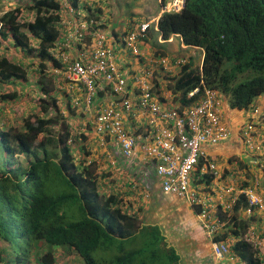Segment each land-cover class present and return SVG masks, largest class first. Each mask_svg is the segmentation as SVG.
<instances>
[{"label":"trees","instance_id":"1","mask_svg":"<svg viewBox=\"0 0 264 264\" xmlns=\"http://www.w3.org/2000/svg\"><path fill=\"white\" fill-rule=\"evenodd\" d=\"M103 1L31 0L32 18L22 6L0 17L1 37L36 59L31 64L37 68L41 92L36 108L20 126H0V264H182L181 254L161 225L143 218L146 199L131 194V180L136 178L139 185H145L140 182L142 177L157 174L151 166L156 160L151 163L141 156L137 162L122 158L119 163L114 147L93 154L89 136L81 127L75 128L76 133L72 130V113L85 103L87 89L83 82L70 80L66 74L63 77V73L80 58L78 48L87 53L93 50L89 45L97 44L98 32L108 33L114 52L138 57L127 43L136 33L134 43L139 48L154 47V57H168L165 46H155L154 27L140 32V26H112L111 19L100 14ZM67 5L75 15L84 16L89 26L82 40L75 41L71 35L70 51L65 46L67 25L74 30L79 24H74ZM94 20L101 25L92 27ZM158 27L164 39L178 35L185 45L203 50L200 62L195 58V64H183L179 75L166 86L175 104L195 103L209 88L226 97L232 109L242 110L264 94V0H186L180 12H163ZM65 52L71 56L68 62L63 60ZM140 59L144 61V57ZM119 67L122 77L131 82V74L141 66L133 69L122 63ZM12 80L25 85L28 69L0 50V83ZM156 82L160 90L161 82ZM197 87L200 92L188 98V92ZM18 96L17 91L2 94L3 100ZM60 99L65 102L64 111ZM259 147L263 163L264 140ZM211 152L204 147L195 170L194 206L215 201L222 193L220 184L229 183L231 175L237 177L234 191L251 189L264 200V166L254 171L255 164L246 162L251 157L243 161L244 152L239 158L232 153L226 166V156ZM117 164L126 165L132 174L122 176L128 178L120 189L109 179ZM260 170L263 177L256 178ZM228 201L230 208L216 204L207 215L210 227L217 226L212 236L209 227L199 223L198 228L209 241L230 244L225 255L233 256V264H264V223L256 219L257 207H252L251 216L246 215L249 201L245 192L235 203Z\"/></svg>","mask_w":264,"mask_h":264},{"label":"built area","instance_id":"2","mask_svg":"<svg viewBox=\"0 0 264 264\" xmlns=\"http://www.w3.org/2000/svg\"><path fill=\"white\" fill-rule=\"evenodd\" d=\"M184 0H174L173 6L177 10L182 8ZM73 11V8H70ZM79 26L70 30L65 39L66 48H72L71 37L80 41L84 37L85 30L89 27L83 17L78 21ZM93 26H100V21H92ZM140 32L149 28V22L141 23ZM88 30V29H87ZM72 35V36H71ZM97 44L92 45L93 50H79L80 58L68 66L64 73L70 80L83 82L86 91V101L93 102V97L98 87L110 86L120 94L117 99L102 106L97 111L95 129L100 137L101 145H106V135L114 136L120 145L122 153L132 158L138 143L145 157L151 161L156 160V172L163 178V188L167 193L186 195L190 188L192 171L197 169L200 155L204 147L209 144H218L230 138L231 131L223 121L221 114L222 97L217 90L205 89L204 97L197 104L183 110L170 108L162 104L153 92L148 81V72L141 69L136 75V81L131 85L126 77H122L121 63L117 61L118 53L114 52L108 33L98 32ZM137 34L133 33L128 38V47L135 54L141 53V49L134 43ZM70 51V50H69ZM65 52L64 61L68 62L71 56ZM139 88V93L129 94L134 88ZM80 90H83L80 88ZM198 89L190 92L193 96ZM131 112L140 117H148V124L143 133H127L125 126V113ZM250 126L249 128H251ZM145 129V128H144ZM211 168L215 165L211 163ZM251 204L263 206V199L252 190L247 191ZM192 197L196 198L195 193ZM217 226H213L209 233H213ZM218 257L227 251V245L219 243L214 245Z\"/></svg>","mask_w":264,"mask_h":264},{"label":"rangeland","instance_id":"3","mask_svg":"<svg viewBox=\"0 0 264 264\" xmlns=\"http://www.w3.org/2000/svg\"><path fill=\"white\" fill-rule=\"evenodd\" d=\"M164 1L165 0H162V4L164 3ZM168 1L170 0H167V2ZM31 3H32L31 0H0V17L7 10H10L17 6H22L26 8V13L28 14V17L30 19L32 18V14L30 13L31 11L30 9H28V7L31 5ZM162 4L160 0H104L103 2H101L100 14L102 16H106L108 19H111L110 24L112 26H118L122 24V20H125L126 22H130L133 19H138V20L144 19V18L151 19L155 17L158 14V12H160L162 8ZM67 7L69 8V11L75 17L74 18L75 20L73 19L74 24L77 23L78 21H81V19L84 16L75 15L74 14L75 11L70 10V8H73V7H69V5H67ZM154 43L156 46L157 45L156 43H159V42L158 40H155ZM92 45H89V48L92 47ZM0 46H1L0 50L4 52L5 55L8 54L10 58L16 59V62L24 63L25 67L28 69L29 81H27L25 85L24 84L22 85V81L20 80L19 81L16 80V82H14L15 80L14 81L12 80L11 82L4 83V84L0 83V126H4V125L8 126L9 123L10 124L15 123L17 126H20L23 123V119L34 111V109L36 108V105L39 102V98L41 95L40 88L38 87V84H37L38 77L36 73L37 71L35 70L37 68L33 66V64H31L32 62L34 63L36 59L32 58L29 55H26L22 50L15 48L12 41L8 39L7 40L3 39L1 35H0ZM165 46L167 47H164V50L167 53H170V54L174 53L176 57H184V59L188 61L187 63L195 64V58L197 59L198 62L201 61L202 52L200 50L195 51V49H190V48L180 50L181 42L179 38H175L172 42L166 43ZM152 49H154V47ZM69 50H71V48H69ZM78 50L80 49L78 48ZM167 58L169 59L167 60V64H166L167 67L160 65L159 67H157L158 70L154 72L155 79L157 81L161 79L160 81H162L166 85H168V83L172 80L173 76L177 75V72L179 69L178 65L175 64L171 60V57L168 56ZM190 59H191V62L189 61ZM144 61H147V60L144 58ZM173 66H176V69ZM171 67H173L172 70H169ZM48 72H49V69L47 70L46 73ZM64 75L65 73H63V77H65ZM14 91H17L19 94L17 98L10 99V100H3L2 94L14 92ZM60 101H61V107L64 111L66 107L64 105L65 102L62 99H60ZM254 102H256L258 105H261L260 109L262 111L264 110V107H263L264 106V94L257 97L254 100ZM254 102L248 108H245L242 110H237V109H232V108L230 109V116L235 118V120L232 118V121H231L233 123L232 126L238 127V126L243 125L244 127H246L250 121L251 116H255L256 118L258 117V115H253L254 106H255ZM86 105L87 104L83 102L81 107L75 108V113L74 112L72 113L74 117V119L71 120L72 127H73L72 130L76 133L75 128L81 127L80 131L86 133V135L89 136L88 143L91 144L90 149L92 147L91 151L93 154H95V150H94L95 139L97 141V138L94 133H91L90 131L86 129L87 127L93 128V123H92L93 118H91L88 115V113L90 112V109L88 111L86 108ZM66 114L68 113L66 112ZM224 119L229 124V115L227 113H224ZM258 127L264 133V127H262L260 122L258 123ZM92 128L90 130H92ZM234 139L237 140L236 138ZM235 145L236 143H233V145L229 144V147L230 146L232 147ZM235 148L236 146L233 147V149ZM240 151H241V148L239 151L237 150L236 153ZM249 153L250 152H248V154ZM97 155L98 157H101L102 153L100 152ZM239 156L240 154H236L237 158H239ZM256 156H258L257 153H256ZM227 161L229 160L227 159ZM250 161L251 160H249V162ZM258 166L260 165L255 166L254 171L258 169ZM118 168L119 167H117L114 170V172L113 170H110V169L108 170H110V173H111V178L109 179L114 181L113 182L114 187H117L120 189L119 185L120 183H122V181L126 180V177L122 179L119 178L120 175L118 171L124 175L125 170H121ZM125 174H128V173L125 172ZM255 177L256 178L263 177V173L261 174V170L256 172ZM106 186L108 188L112 187L109 185H106ZM138 188L141 190L140 186H138ZM133 190L134 188L131 189V192H134ZM166 197L169 198V196H166ZM148 200L150 199L148 198L146 201ZM182 206L183 205L179 204L177 206V209L180 210ZM156 210H160V209L157 208ZM256 219L257 220L260 219L259 222H262L263 224L264 223V213H261V212L259 214L257 213ZM75 264H81V262H78V263L75 262ZM215 264H217L216 261H215Z\"/></svg>","mask_w":264,"mask_h":264},{"label":"clouds","instance_id":"4","mask_svg":"<svg viewBox=\"0 0 264 264\" xmlns=\"http://www.w3.org/2000/svg\"><path fill=\"white\" fill-rule=\"evenodd\" d=\"M161 1V4H162V0H160ZM173 2H174V0H170V1H168L167 2V0H165L164 1V3L162 4V8H161V10H160V12H158V14L155 16V17H153V18H151V19H144V20H138V19H133V20H131L130 22H126L125 20H122V24L121 25H126L127 27H129V26H133V27H135V26H139L141 23H146V22H149V28H151L152 27V25H153V27H154V29L155 30H159V27H158V21H159V18H160V16L162 15V13L163 12H165V11H171V12H180L184 7H185V3H186V0H184V5H183V7L182 8H180V9H176V8H174V6H173ZM159 13H160V15H159ZM158 16V17H157ZM106 17V16H105ZM148 28V29H149ZM147 29V30H148ZM125 30H127V29H125ZM161 35V34H160ZM176 36H178V35H172L169 39H164L162 36H161V38L160 39H157L158 40V42H159V45H161V46H165V44L166 43H170V42H172L175 38H178V37H180V36H178V37H176ZM181 49L180 50H184V49H187V48H190V49H195V51L196 50H200L201 52H203V50L201 49V48H199V47H192V46H188V45H185L184 43H183V41H182V38H181ZM157 44V43H156ZM184 46H186V47H184ZM166 47V46H165ZM196 48H198V49H196ZM141 49V53H139L138 54V61H139V63H144V65L143 66H141L139 69H138V72L135 74V75H133V77H134V79H133V81H131L130 82V80H129V83H130V85L133 83V82H135L136 81V78H135V76L136 75H138V74H140V72H141V69L143 68L144 70H146L147 72H148V74H149V76L147 77L148 78V81L151 83V86H152V89H153V92L157 95V97L159 98L158 100L162 103V104H164L165 106H167V107H170V108H176V109H178V110H183V109H185V108H187V107H190V106H193V105H195V104H197L198 103V101L197 102H195V103H190V104H187V105H183L182 103H181V101L179 102V103H177V104H175V102H174V95H173V93H171L170 92V96L169 97H167V96H165V94H164V92H165V90L166 91H168L167 89H166V84L165 83H163L162 81H160L161 79H159V81L161 82V87H160V90H158L157 88H156V79H155V77H154V72L156 71V70H158V68L157 67H159L160 65L161 66H165V67H167L166 66V64H167V60H169L167 57H158V58H156V57H154L153 55H152V53H151V50L152 49H150V50H148V48H145L146 49V52L144 51V53H143V51H142V47L140 48ZM179 50V51H180ZM135 55H137V54H135ZM150 55V56H149ZM168 56L169 57H171V60L175 63V64H177L178 65V72H177V75H179V72H180V69H181V67H182V65L183 64H185V63H187L188 61L187 60H185L184 59V57H176V55H174V53L173 54H170V53H168ZM141 57H144L146 60H147V64H146V61H140L141 59ZM201 60H202V56H201ZM151 61H154L155 63H156V65L155 66H152V65H149L150 64V62ZM173 67H175V69H176V66H173ZM173 67H171L169 70H172V68ZM140 75H142V74H140ZM176 76V75H175ZM195 89H198L197 91H196V93L193 95V96H191L190 97V92H192V91H194ZM206 89V88H205ZM80 91H82V90H78V93L80 92ZM108 91H110V93L111 94H113V97H112V99H110L107 103H97L96 102V99L98 98V96L100 95V94H103V93H106V92H108ZM140 92V90H139V88H134L132 91H130V93L129 94H134V93H139ZM169 92V91H168ZM200 92V89H199V87H197V88H194V89H192V90H190L189 92H188V95H187V97L188 98H194V96H196L197 95V93H199ZM85 93V92H84ZM84 93H82V95L84 96ZM82 95H79L80 97L82 96ZM119 96H120V94H117L113 89H112V87H110L109 85L108 86H105L103 89L102 88H100V87H98L97 88V90H96V93H95V95H94V97H93V102H91V103H88L87 101H86V99H85V104H87L86 105V108H87V110L89 111V109H90V112L88 113V115L91 117V118H93V121H92V123H93V128L92 127H90V129L92 128V130H90V129H87L88 131H90L91 133H94L95 135H96V138H97V141H96V139H95V148H94V150L96 151L97 149H108V145L111 143L112 145H118V149H115V154H116V158L119 160V163L122 161V158H128V157H126L123 153H122V151H121V148H120V145L116 142V140H115V138H114V136L113 135H111V134H107L105 137H106V141H107V144L106 145H101V143H100V137H99V135H98V133H97V131H96V129H95V126H96V117H97V111L99 110V108H101L102 106H105V105H108L109 104V102H111L112 100H115V99H117L118 101H119ZM222 97V102H223V105H224V103H226V101H227V103L229 104V102H228V99L226 98V97H224V96H221ZM85 98H86V96H85ZM163 99V100H162ZM169 99V100H168ZM167 100L168 101H170L171 103H169V102H167ZM200 100V99H199ZM173 102V103H172ZM229 107H230V105H229ZM231 108V107H230ZM221 114H222V118H223V121H224V123L226 124V126L230 129V131H231V135H230V138H228L227 140H224V141H222V142H220V143H218V144H209V145H206V147L208 146V147H216V146H222V145H224V144H226V147L227 148H229L230 149V152H228V154H226L225 156L227 157V159L230 161V157L231 156H233V154L232 153H236V151H233V147H235V146H240L241 147V151L240 152H238V153H236V154H240V156L239 157H241V155H242V153L244 152V154H245V157L243 158V161L244 160H248L247 158H250L251 157V161L255 164V166L256 165H262V166H264V164L263 163H261V161H260V152H259V145H260V142L261 141H263L264 140V133L260 130V128L258 127V123L260 122L261 123V125H262V127H264V113L260 110V108L259 107H257V106H254V111H253V115H258V119L255 117V116H251L250 117V121H249V123H248V125L246 126V127H244L243 125H241V126H239L236 130L230 125V124H228L226 121H225V119H224V110H223V108H222V110H221ZM131 116H138V115H134L133 113H131V112H126L125 113V117H124V120H125V126H126V129L127 130H129V128L130 129H132V132L133 133H143V132H145V130H146V124H143L142 123V125H140V128H142V130L141 131H139L138 129H140V128H138V126L136 125L135 127H129V125L127 124V121L130 119V117ZM140 117V116H139ZM140 118H144V117H140ZM250 126H252L251 128H249ZM136 128H138V129H136ZM145 128V129H144ZM138 130V131H137ZM234 138H237V140H235ZM232 140H234V142H232ZM231 142L232 143H236V145L235 146H230L229 147V144L228 143H230V145H231ZM241 143H243L244 145H243V147H242V145H241ZM107 152V151H106ZM248 152H250L249 154H248ZM110 153H112L111 151H110ZM139 153H141V155L144 157V158H146V160L147 161H150L151 163L154 161H151L149 158H147V157H145V155H143L142 154V152H141V150H140V143H138V145H137V148H136V151H135V154H134V156L132 157V158H128V159H132V160H135V162H137V159L138 158H140V156H139ZM256 153L258 154V156H256ZM235 154V155H236ZM248 154V155H247ZM229 161H227V165L226 166H228L229 165ZM246 162H249V160L248 161H246ZM215 165V164H214ZM121 166H125L124 164H117V167H121ZM151 166L156 170V164L155 165H153V163L151 164ZM217 167L219 168V165H217ZM213 169V168H212ZM222 170H224V169H222ZM215 174H216V172H214ZM155 176H156V179H159L160 181H159V183H160V190H161V192L164 194V195H173V196H176V197H178V198H181V199H184V200H186L194 209H195V213L197 214V216H198V220H199V223H202L203 225H205V226H207V227H209L210 229L212 228V227H210L211 225H210V221L207 219V215L209 214V213H211L212 212V210H213V207L216 205V204H220V205H222L224 208H230L231 207V204H230V202L228 201V200H231V201H233L234 203H235V201H236V199L238 198V195L240 194V193H242V192H245L246 194H247V197H248V201H249V205H248V207H247V209L246 210H244V212L246 213V215H249V216H251L252 214H253V212H252V207L253 206H255V207H257L256 208V210H257V212H255V214H259L260 212L261 213H264V200H263V206H261L259 203L258 204H251L250 203V199H249V195H248V193H247V191L248 190H251V189H248V190H245V189H240V190H238V191H234L235 190V186L233 185V183H235V181H236V176H234V175H231V176H228V180H229V183H226V182H224L223 184H220V188L222 189V193H219V195H218V198L215 200V201H213V202H211V203H208L206 200H204L203 201V204L201 205V206H199V207H197L196 205L194 206V204H195V197H192V193L194 192L195 193V170L194 171H192V173H191V179H190V188H189V191L187 192V194L186 195H179V194H174V193H167V192H165V190H164V188H163V178L161 177V176H159L158 174H155ZM221 179V176L219 175V177H217V181L216 182H218V180H220ZM133 183H136V184H138L137 183V179L136 178H134V180H131ZM154 181H152V182H150L149 183V187L148 188H150V186H151V184L153 183ZM139 185V184H138ZM141 187H142V191H143V193H144V195H145V197H146V199H148L149 197H150V193H147V190H146V188H145V185H140ZM253 191V190H252ZM235 192H236V194H235ZM253 192H255V191H253ZM256 193V192H255ZM234 195V196H233ZM255 210V211H256ZM212 234L213 233H209V235L210 236H212ZM210 243H211V245H212V250H213V255H214V259H215V261H216V263L217 264H233L234 263V258H233V256H227V255H225V253L227 252V251H229V249H230V247H229V245L230 244H228V242H224V241H221V242H215L213 239L210 241ZM219 244V243H224V244H228L227 245V251L223 254V256H221V257H218L217 256V254L215 253V250H214V245L215 244ZM227 260H229V263H226L225 261H227ZM244 264H249L247 261H245V263Z\"/></svg>","mask_w":264,"mask_h":264},{"label":"crops","instance_id":"5","mask_svg":"<svg viewBox=\"0 0 264 264\" xmlns=\"http://www.w3.org/2000/svg\"><path fill=\"white\" fill-rule=\"evenodd\" d=\"M156 32H157L156 38L160 39L161 38L160 33L157 30ZM178 38L181 41V38L180 37ZM142 51L144 53V51L146 52V49L143 47ZM117 61L120 62L121 64L123 63V65H128L129 67L131 66L133 67V69H135L136 67L139 68V65L142 66L139 63L138 58L136 56H133V54H126L121 51L118 53ZM131 77H133V74H131ZM164 94L167 97L170 96V92L166 90ZM112 97L113 94H111L110 91H108L106 93L100 94L96 99V102L107 103L110 99H112ZM168 100L167 102L171 103ZM254 103L255 106L259 108L261 107V105H258L256 102ZM230 109L231 108L229 107V104L226 101V103H224L223 105V110L224 113H227L229 115V124L232 126L233 124L231 122L232 118L234 120L235 118L230 116ZM262 112L264 113V110ZM148 122H149L148 117L140 118L139 116H131L130 119L127 121V124L131 128L135 127L136 125L138 126V128H140V125H142V123L148 124ZM232 127L236 130L239 126L238 127L232 126ZM232 142H234V140H232ZM232 142L231 145H233ZM112 147L118 149V145L116 144L112 145L110 143L108 145V149ZM209 148H211L212 151L211 153H213L214 155H218L219 157H222V155L225 156L230 151V149L226 147V144L222 146L209 147ZM240 148H241L240 146H236V148L233 149V151H237V150L239 151ZM108 149H102V151L103 152L108 151ZM139 156L140 157L142 156L141 153H139ZM130 167L131 166H128L129 169ZM118 169L125 170V172L130 173L127 170L126 165L121 166ZM130 171L132 172L131 169ZM118 173L121 176V177L119 176V178L121 179L124 178L122 177L124 176L122 173H120L119 171ZM128 175H132V174H128ZM153 176L155 175H152L150 177L145 176L142 177L141 179L139 178L140 182L145 183V188L147 190V193H150V197H149L150 200L145 202L144 204L145 210L142 211L143 218L145 217L147 222H152L161 225L170 244L175 246L178 252L181 254L182 264H215L212 245L210 241L205 237L204 232L198 228L199 220L197 214L195 213V209L184 199L178 198L173 195H164L160 190L159 179H155L154 182L151 184L150 188H148L149 183L153 181L152 180ZM147 177L149 178L147 179ZM130 182H131L130 184H132V187L134 188L133 190L134 192H131L133 197L140 198L141 196H143L146 199L142 191L143 186L141 187L140 185H137L132 181ZM138 186L141 187V190L138 188ZM166 196H169V198H167ZM179 204L183 205L180 210L177 209V206ZM157 208H159L160 210H156Z\"/></svg>","mask_w":264,"mask_h":264}]
</instances>
